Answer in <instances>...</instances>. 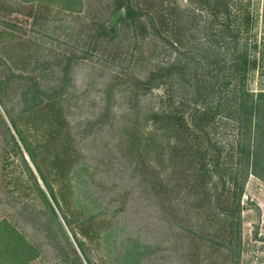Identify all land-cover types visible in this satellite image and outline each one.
Returning <instances> with one entry per match:
<instances>
[{
    "label": "rangeland",
    "instance_id": "obj_1",
    "mask_svg": "<svg viewBox=\"0 0 264 264\" xmlns=\"http://www.w3.org/2000/svg\"><path fill=\"white\" fill-rule=\"evenodd\" d=\"M123 1L82 0L68 8L58 0H0V59L13 70L4 91L8 106L18 115L24 90L35 81L50 95L60 91L55 97L64 116L63 134L48 137L44 145L59 157L57 168L49 169L59 181L55 187L64 210L86 221L77 228L78 237L95 264H234L238 258L239 264H264V180L252 173L244 180L241 212L232 218L200 173L194 139L171 124L151 120L165 100L156 81L148 87L147 80L165 65H174L173 99L188 113L192 101L206 107L208 102L216 106L219 98L227 100L194 97L195 73L186 68L189 48L198 58L203 48L198 44L194 52L191 38L199 42L206 37V13L192 19L190 0H128L135 9L151 13L160 27L174 7L183 28L177 38L164 34L179 39L178 45L162 43L150 26L143 33L148 14L137 23L119 22L116 37H97L96 30L109 25ZM251 7L263 13L264 0H252ZM251 34L264 42L263 16ZM203 56L193 68L205 66ZM249 88L264 89V61L249 78ZM231 99V107L213 109L215 118L212 113L197 118L221 147L234 146L238 139L239 113ZM0 125L2 146L5 130ZM169 144L175 151L169 153ZM13 154L0 179V219L8 218L39 248V257L27 264H70L62 261L70 252L67 240L42 199L28 192L24 166ZM228 186L231 194L222 197L221 206L231 207L236 186L233 180Z\"/></svg>",
    "mask_w": 264,
    "mask_h": 264
},
{
    "label": "trees",
    "instance_id": "obj_2",
    "mask_svg": "<svg viewBox=\"0 0 264 264\" xmlns=\"http://www.w3.org/2000/svg\"><path fill=\"white\" fill-rule=\"evenodd\" d=\"M24 1L32 3L37 0ZM58 1L67 4L65 6L68 8H75L76 5L82 3V0ZM190 3L192 5H188V13H191L192 19L194 17L195 20H198L197 15H193L195 13L202 15L203 11L206 13V21L204 24L202 23V30H207L206 37H202L199 42L191 38L192 45H195L194 52H197L198 44L203 46L198 54L199 58L203 54V60H207L205 66L198 69L195 66L192 67L195 59L196 61L199 59L198 55L191 54L193 46L189 48L191 49L189 50L190 57L186 62V68L189 66V69L195 73L194 97L228 98L226 101L221 98L217 99L216 106L210 105L211 103L208 102L206 107H201L197 101H192L193 110L188 113L184 106H179L173 99L174 65H165L162 66L161 71H155L147 80L146 86L148 87L153 81H156L158 88H161L164 94L162 98L165 100L161 109L153 112L151 120L154 123L171 124L179 132L194 139L200 156V173L202 177L207 178L206 182L211 183L210 189L214 193L216 192L215 201L217 203L220 201L221 210L233 218L241 212L240 199L244 189V180L251 173L264 180V89L261 88L256 92L249 88V78L254 75L264 61V52L261 51L264 42H260L258 34H251L259 18L261 16L264 18V12L261 13L257 8L253 9L251 7L252 0H190ZM123 9L124 12H122ZM115 10V15L109 25H101L96 30L97 37L102 33L111 38L116 37L119 22L129 20L137 23L140 16L148 14L149 24L143 22V33H147L150 26L162 43H166L170 47L178 45L179 39L174 40L164 34L167 32L177 38V34H180L179 30L183 28L181 24L178 25L179 21L175 15L174 7L169 10L171 17L165 18L163 27L158 26L151 13L135 9L132 2L128 0L119 2ZM190 23H192L191 20ZM199 26L200 24L195 25V28ZM75 58V55L68 58L65 71H68ZM2 64L6 71L3 69L4 74H0V106L3 107L6 116L0 110V121L5 130L2 139L3 145L0 146V149H3L0 151V155H2L0 157L2 160L0 179L6 165L15 159L13 154L15 152L24 166L25 174H27V179L23 180L27 182L28 192L34 197L42 199L52 221L58 223L60 231L70 246V252H66L62 261L70 264H95L87 244L78 237L77 233V228L82 227L86 221L76 216H70L64 210L61 203L63 196L61 191L55 187L59 181L53 178L50 169L57 168L59 157L52 146L45 148L44 145L48 137L53 140L63 134L64 116L59 106V99L55 97L60 94V91L57 89L50 95L48 91L41 88L39 82L35 81L24 90L20 102L22 106L17 115L8 106L4 95L8 83L12 80L13 70L9 63L0 59V68L3 67ZM231 97H233L234 107L239 113L238 117H235L238 139L235 140L234 146L221 147L218 146L217 137L212 138L208 131L199 127L197 118L209 116L211 113L215 118L213 109L217 110L223 104H229L232 100ZM186 103L184 102V104ZM203 137L206 138V141ZM200 140L202 141L200 142ZM211 143H214V147L211 146ZM168 149L170 153L175 151L176 146L169 144ZM49 153L56 155L52 156ZM222 169L227 173L226 177L223 175ZM214 177L219 180L216 181ZM232 180L236 186L233 193L235 201L231 207L221 206L222 197H229L231 194L232 187L228 185ZM218 184L222 185L221 188ZM22 204L21 206H23ZM35 213H39L38 209ZM66 227L73 236L76 245L71 240ZM39 255V248L8 218L0 219V264H27ZM239 262L238 258L234 264H239Z\"/></svg>",
    "mask_w": 264,
    "mask_h": 264
},
{
    "label": "water",
    "instance_id": "obj_3",
    "mask_svg": "<svg viewBox=\"0 0 264 264\" xmlns=\"http://www.w3.org/2000/svg\"><path fill=\"white\" fill-rule=\"evenodd\" d=\"M122 12H124V9L122 10Z\"/></svg>",
    "mask_w": 264,
    "mask_h": 264
}]
</instances>
